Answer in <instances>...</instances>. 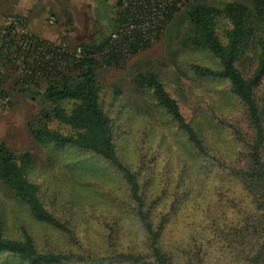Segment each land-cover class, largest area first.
<instances>
[{
    "label": "rangeland",
    "instance_id": "374dc122",
    "mask_svg": "<svg viewBox=\"0 0 264 264\" xmlns=\"http://www.w3.org/2000/svg\"><path fill=\"white\" fill-rule=\"evenodd\" d=\"M207 1L222 6L232 0ZM177 5L180 10L168 22L165 18L147 48L135 55L131 51L118 65L103 63L98 80L101 105L112 119L116 150L138 174L147 204L157 214L173 213L178 207L170 223H186L188 228L184 225L180 229L187 231L191 223L225 221L227 211L245 205L244 193L229 173L195 157L151 91L137 88L133 76L145 71L158 73L186 119L200 129L210 153L226 163L244 161V149L235 141L231 127L250 135L252 130L243 104L231 93L227 81L197 77L191 71L193 64L218 67L219 62L209 51L181 44L188 30L184 16L187 0ZM127 12L124 0H0V42L9 31L14 35L13 21L22 17L33 36L64 43L72 51L113 36L125 25ZM220 26L218 33L224 41L223 30L228 24ZM256 56L252 42L238 62L245 77L254 71ZM2 57L0 52V141L17 155L32 152L34 166L29 178L40 185V196L48 210L69 223L72 230V234L57 231L36 220L0 183L5 234L22 239L24 228L43 252L88 253L94 249L110 256L108 248L125 251L138 245L140 237L124 179L87 151H54L40 146L29 133L28 122L48 106L42 97L48 78L75 74L70 56L57 59L50 75H37L38 61L30 52L19 62ZM116 86L120 94L115 99ZM263 92L264 80L256 92L258 99ZM52 126L57 127L56 123ZM0 264L26 263L5 254Z\"/></svg>",
    "mask_w": 264,
    "mask_h": 264
},
{
    "label": "trees",
    "instance_id": "16d2710c",
    "mask_svg": "<svg viewBox=\"0 0 264 264\" xmlns=\"http://www.w3.org/2000/svg\"><path fill=\"white\" fill-rule=\"evenodd\" d=\"M179 10L178 5L174 6L167 22ZM184 16L188 30L181 44L209 51L219 62L218 67L193 64L191 71L197 77L227 81L231 93L245 108L252 135L231 127L235 141L244 149L243 163H226L222 157L210 153L200 129L186 119L179 102L167 91L158 73L137 72L132 83L139 89L151 91L157 106L170 117L197 159L235 179L236 186L244 193L245 205L227 211L225 221L220 218L212 223H191L189 229L183 231L180 228L185 225L187 229L186 223H170L178 207L173 213L157 214L147 204L138 174L123 162L116 150L112 119L100 102L99 68L103 63L118 65L123 59H119L117 47L97 57L111 41L106 38L82 46L83 55L72 63L75 74H62L47 82L42 97L48 106L37 113L27 127L40 146L54 151L69 148L87 151L110 165L124 179L139 243L125 251L106 247L110 256L94 249L88 253L43 252L24 228L22 239L8 237L0 216V257L10 255L26 264H264V92L259 99L256 95L264 80V0H232L222 6L207 0H187ZM223 22L228 24L223 30L224 41L218 33ZM252 42L257 48L256 67L245 77L238 62ZM148 45L135 43L133 55ZM119 90L116 86L115 99ZM33 166L32 152L17 155L0 141L3 188L26 205L36 220L72 234L69 223L61 221L44 205L40 185L29 178ZM81 246L84 247V243Z\"/></svg>",
    "mask_w": 264,
    "mask_h": 264
},
{
    "label": "built area",
    "instance_id": "2783aa9c",
    "mask_svg": "<svg viewBox=\"0 0 264 264\" xmlns=\"http://www.w3.org/2000/svg\"><path fill=\"white\" fill-rule=\"evenodd\" d=\"M179 1L124 0L128 9L125 25L109 38L111 39L109 45L97 53V57L101 58L108 54L111 48L117 47L118 57L121 59L132 51L135 43L143 45L152 41L161 30L169 11ZM50 22L54 23L55 19L51 18ZM13 24V30L16 29L14 35L9 31V34L0 42V52L4 61L19 62L30 52L38 61L37 75L43 73L50 75L55 69L57 59L68 55L73 63L83 55L82 46L70 51L64 43L33 36L28 32L26 20L22 17H16ZM7 47H10V50ZM50 79L54 78H48L47 82Z\"/></svg>",
    "mask_w": 264,
    "mask_h": 264
},
{
    "label": "crops",
    "instance_id": "0c3cea01",
    "mask_svg": "<svg viewBox=\"0 0 264 264\" xmlns=\"http://www.w3.org/2000/svg\"><path fill=\"white\" fill-rule=\"evenodd\" d=\"M34 30H35L34 32L39 33V32H38V29L34 28Z\"/></svg>",
    "mask_w": 264,
    "mask_h": 264
}]
</instances>
